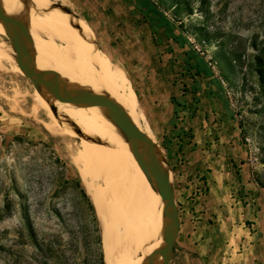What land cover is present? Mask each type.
Masks as SVG:
<instances>
[{
  "label": "rangeland",
  "instance_id": "374dc122",
  "mask_svg": "<svg viewBox=\"0 0 264 264\" xmlns=\"http://www.w3.org/2000/svg\"><path fill=\"white\" fill-rule=\"evenodd\" d=\"M47 1L56 9L48 14L75 18L89 35L117 75V93L132 95L142 127L154 136L170 170L174 162L165 148L176 108L171 99L179 103L177 97L184 94L192 105L193 87L185 86L195 80L203 84L207 96L220 99L226 117L238 125L248 152L245 162L264 188V0H151L174 24V34L184 38L183 46L168 40L163 29L154 35L134 0ZM0 40L8 44L4 36ZM0 57H5L0 68V264H82L90 258L92 247H85L89 236L84 232L92 229V219L76 183L86 195L87 191L71 164L81 138L50 134L36 123L29 110L32 83L13 71L5 60L8 55ZM102 85L103 76L97 86ZM38 117L47 122L42 113ZM55 118L62 129L74 128L62 114ZM170 178L176 184L171 174ZM195 193L191 197L201 198L204 191L200 196ZM261 193L256 203L264 213V190ZM241 197L243 206L251 202L245 200L246 194ZM177 198L185 223L190 197ZM95 216L103 253L96 211ZM30 223L38 243L60 249V260L39 252L27 233ZM242 229H250L249 224L243 223ZM181 235L170 264H264V241L247 244L242 236L236 240H241L240 248L216 250L204 259L185 231Z\"/></svg>",
  "mask_w": 264,
  "mask_h": 264
},
{
  "label": "bare ground",
  "instance_id": "6f19581e",
  "mask_svg": "<svg viewBox=\"0 0 264 264\" xmlns=\"http://www.w3.org/2000/svg\"><path fill=\"white\" fill-rule=\"evenodd\" d=\"M29 2L30 10L25 16V23L32 35L35 62L64 84L105 93L122 107L140 130L156 142L150 131L142 127V115L138 113L132 95L129 97L117 93V75L100 57L79 22L66 14H48L56 9L47 0ZM1 3L6 10L15 13L22 11L21 0H1ZM0 36H3L1 26ZM2 55H8L5 60L9 59L13 71L19 73L10 47L4 40H0ZM4 58L0 57V68ZM0 70L2 72L3 69ZM102 76L104 85L98 88ZM30 99L31 118L47 132L58 136H68V133L81 138L80 150L71 157V164L76 168L87 195L94 203L102 230L105 264H144L160 243L161 200L134 160L124 135L95 103L86 108L54 104L57 112L67 117L74 126L62 129L48 103L35 90ZM39 112L45 115L47 122L39 120Z\"/></svg>",
  "mask_w": 264,
  "mask_h": 264
},
{
  "label": "crops",
  "instance_id": "0c3cea01",
  "mask_svg": "<svg viewBox=\"0 0 264 264\" xmlns=\"http://www.w3.org/2000/svg\"><path fill=\"white\" fill-rule=\"evenodd\" d=\"M196 82L191 80L192 85L185 86L193 87L189 90L194 97L192 105L184 94L177 97L185 106L176 125V130L182 133L175 135L171 131L168 155L174 162L170 174L177 184L173 182L176 200L182 195L190 197L186 202L185 223L179 210L178 239L185 231L201 252L199 255L209 259L213 251L243 246H239L241 240L236 243L242 236L247 244L264 241V213L257 209L256 203L264 188L253 179L250 165L245 162L248 152L238 125L226 117L218 104L220 99L207 96L203 84ZM195 87L197 91L193 93ZM198 189H203V197H191ZM243 194L245 200L251 201L245 206L241 202ZM243 223H248L250 229L243 230ZM252 259L258 262L259 257Z\"/></svg>",
  "mask_w": 264,
  "mask_h": 264
},
{
  "label": "water",
  "instance_id": "95a60500",
  "mask_svg": "<svg viewBox=\"0 0 264 264\" xmlns=\"http://www.w3.org/2000/svg\"><path fill=\"white\" fill-rule=\"evenodd\" d=\"M22 1V11L6 10L0 0V26L11 50V56L19 74L29 80L34 90L45 100L54 116L58 115L54 104H68L86 108L97 104L102 113L124 135L128 149L150 187L161 200L160 218L162 235L160 243L144 264H170L180 232L175 189L170 178V169L159 147L140 130L122 107L105 93L88 91L74 84H64L51 76V72L37 64L33 58L32 35L25 23L29 13V0Z\"/></svg>",
  "mask_w": 264,
  "mask_h": 264
},
{
  "label": "trees",
  "instance_id": "16d2710c",
  "mask_svg": "<svg viewBox=\"0 0 264 264\" xmlns=\"http://www.w3.org/2000/svg\"><path fill=\"white\" fill-rule=\"evenodd\" d=\"M137 8L141 11L143 15V19L145 20L146 23H148V26L152 33L154 35L157 34V32L160 29H163L164 32L166 33V36L168 40L172 41L173 43H176L178 45L183 46L184 45V38L181 35H175L174 31L176 27L174 24L171 22L170 19L166 18L164 15V12L161 11L158 7L157 4H155L151 0H134ZM199 76V74H198ZM197 91V88L195 87L193 90V93ZM172 104L176 106V108L173 111V121H171L172 125V130L174 131L175 135H179L182 133L181 131L176 130V120H178V115H180L182 112L185 111V106L181 105L178 102L174 101V98L171 99ZM179 137V136H177ZM170 142V141H169ZM168 142V144H169ZM167 152H169V147L165 148ZM76 185L80 189V193L83 199H85L88 203V208L91 216V230H88L85 228L84 234L89 236V238L85 239L84 245L86 248L92 247L90 250V258L82 264H104V258H103V253L101 250V236H100V230L97 226V221H96V216H95V211L94 208L89 201L84 189L81 187L80 183H76ZM59 217V215H58ZM60 218V217H59ZM61 219V218H60ZM27 233L30 238H32L33 242L35 243L37 249L39 252L47 258H56L57 260H60L62 258L61 251L60 249H53L50 246L45 247L43 242L38 243L36 240V236L33 230V227L30 223V225L27 228ZM58 246L56 241L53 243ZM95 248V249H94ZM88 251V250H87ZM62 264V263H61Z\"/></svg>",
  "mask_w": 264,
  "mask_h": 264
},
{
  "label": "built area",
  "instance_id": "2783aa9c",
  "mask_svg": "<svg viewBox=\"0 0 264 264\" xmlns=\"http://www.w3.org/2000/svg\"><path fill=\"white\" fill-rule=\"evenodd\" d=\"M197 193H195V194H197V195H202V193H203V190L202 189H198L197 191H196Z\"/></svg>",
  "mask_w": 264,
  "mask_h": 264
}]
</instances>
